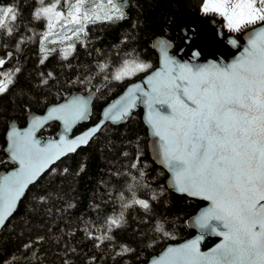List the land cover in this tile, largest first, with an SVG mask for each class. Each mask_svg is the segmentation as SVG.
<instances>
[{"label":"trees","instance_id":"16d2710c","mask_svg":"<svg viewBox=\"0 0 264 264\" xmlns=\"http://www.w3.org/2000/svg\"><path fill=\"white\" fill-rule=\"evenodd\" d=\"M180 2L187 16L213 17L222 23L220 16L202 12L203 0ZM9 3H15L19 9L15 22L18 31L14 29L11 37L0 36V58L7 61L0 72H14L16 68L20 71L15 73L14 83L7 92L0 94V169L11 167L2 155L9 122L23 125L28 111L41 112L72 92L94 90L89 118L75 129L80 131L96 122L100 110L130 81L131 78L114 79L126 60L151 65L147 70L156 65L153 38L171 34V28H166L164 23L192 31L182 21L173 0H128L125 19L89 24L87 36H81L84 43H75L74 51L68 45L55 43L50 46L54 52L42 53L39 34L46 29L44 21L32 17L36 0H0V4ZM253 26L232 34L240 39L241 32ZM222 30L223 35L229 34ZM21 39L24 43L17 52L16 45ZM74 42L73 39L71 43ZM182 45V38L177 36L172 51L176 52ZM65 51L70 53L67 59L63 58ZM9 52L13 54L11 58H8ZM44 55L48 58L41 64ZM141 114L137 106L121 124L105 125L85 147L61 159L27 188L15 212L0 230V264H65V261L68 264H141L166 244L194 234L187 220L203 202L166 187V173L150 158ZM57 131L58 124L51 123L40 135L52 137ZM133 163H137V168L131 167ZM141 171L143 177H140ZM129 185L135 186V197L147 200L150 209L135 204L122 208L132 198ZM121 212L123 226H113L109 232L108 218L117 217ZM158 223L163 225L162 232L155 230ZM89 233L94 237L107 234L112 239L100 243ZM214 241L207 237L202 248ZM97 244L100 246L96 247ZM124 247L131 251L118 255Z\"/></svg>","mask_w":264,"mask_h":264},{"label":"snow or ice","instance_id":"6c2138e0","mask_svg":"<svg viewBox=\"0 0 264 264\" xmlns=\"http://www.w3.org/2000/svg\"><path fill=\"white\" fill-rule=\"evenodd\" d=\"M36 5L32 17L45 22L47 31L39 34V40L40 51L46 53L55 51L44 46L45 41L55 43L50 36L60 37L63 32V40L74 39L68 45L74 51L75 43H84L81 36H87L89 24L125 19L128 0H36ZM202 12L223 17L229 31L239 32L257 24L260 27L249 37L243 54L226 66L176 64L165 53V67L147 81L151 91L143 92L139 85L129 89L127 103L115 112L109 109L105 116L113 121L123 119L139 99L136 93L142 92L150 109L149 123L159 138V154L173 173L176 190L210 201V207L195 223L223 238L208 253L200 251L199 239L170 247L153 264H264V0H203ZM18 15L15 3L0 4V36L15 34ZM57 25L61 32L55 31ZM22 43L23 39L17 43V52ZM69 54L65 51L63 58ZM7 55L11 58L13 54ZM47 58L44 55L40 63ZM6 62L0 58V67ZM124 63L125 71L114 79L121 80L124 75H135L151 67L136 60ZM19 71L16 68L14 72H0V94L7 92ZM154 105L159 107L153 109ZM85 113L86 102L74 99L52 109L48 117L63 120L67 130ZM41 123L34 118L26 132L13 129L10 133L13 159L19 161L20 170L0 179V226L12 215L28 185L50 163L88 143L90 133L72 141L62 137L59 143L41 148L32 138L33 130ZM131 167L137 168V163ZM143 175L141 171L140 177ZM132 179L136 181L135 176ZM128 187L132 198L122 208L135 204L150 209L147 200L135 197V186ZM152 199L157 196L154 194ZM107 223L109 232L113 226L122 227L123 212L109 217ZM155 230L162 232L163 225L158 223ZM89 236L100 243L112 239L107 234ZM129 251L124 247L118 255Z\"/></svg>","mask_w":264,"mask_h":264},{"label":"water","instance_id":"95a60500","mask_svg":"<svg viewBox=\"0 0 264 264\" xmlns=\"http://www.w3.org/2000/svg\"><path fill=\"white\" fill-rule=\"evenodd\" d=\"M173 1L179 7L182 21L188 28H191L193 30V33L187 32V30L184 28L178 29L164 23V26L166 28L168 29L171 28V36L170 37L156 36L153 38L152 47L157 56L156 65L152 69L144 73L142 76H140L139 78L134 79L133 81L126 84L122 89V91L100 110L99 118L95 123L90 124L81 131L74 133V130L78 125L87 122L88 117L90 115L91 105L94 100L95 92L93 90H90L87 93L73 92L70 93L68 96H66L64 99H62L61 101L47 105L41 112H35V111L27 112L26 120L23 125H19L16 121L9 122L7 124L4 133V146L2 147L4 160L8 164L13 166L9 169H1L0 179H2L5 176H10L12 173L18 172L20 170L19 161L13 159L12 141L9 138L10 133L13 129L21 133L26 132L29 128L32 127V121L35 118V119H40L42 123L33 130L32 138L38 143L39 147L41 148L47 147V145L50 143H59L62 137L66 141H72L88 133H90V135L88 136V143H89L92 140V138L96 134H98V132L104 125L121 124L125 119H127L131 115L132 112H134L137 109V106H139L142 111L141 114L142 122L147 132L148 151L150 154V158L157 166H159L166 173V179H165L166 187L177 194L184 195L188 198L196 199L204 203L187 220L188 227L195 232L191 237L182 240L180 242L166 244L159 252L150 256L148 260L142 264H153V262L155 260H158L167 251L168 248L180 247L186 243H189L197 239H199L200 251L202 253H208L213 248H215L219 243H221L223 238L207 229H200L195 223L196 218L202 212H204L208 207H210V201L205 200L200 196H190L187 193H181L176 190L173 181V173L166 166V164L164 163L163 159L159 154V143H158L159 138L154 135V130L151 124L149 123L150 109L147 106L146 97L143 96L142 92L136 93L139 99L136 100L135 106L129 109L128 115L123 119L113 121L112 119L107 118L105 116V113H108L109 109H112L113 112H115L125 103H127L125 97L128 94V90L135 88L137 85L140 86L143 92H150L151 86L147 83V81L150 77H152L155 74L156 71L163 70V68L165 67V53L167 54V57L170 58L172 61H174L176 64H188L191 66H207L211 64H217L220 66H226L234 62L237 58H239L243 54L244 49L248 46L249 37L252 35L253 31L259 30L260 27V25H258L250 30L243 32L239 40L234 36L223 37L221 33L220 25L213 18L189 17L182 8L180 0H173ZM177 35H179L182 38L183 45L176 52H173L172 50ZM231 41H235L236 43L233 44L231 43ZM74 99H80L86 102V113L83 119L75 121L71 125V127L66 130L63 120L56 118H49L48 114L49 112L52 111V109L60 108L61 106L70 103ZM158 107H159L158 105H154L153 109H156ZM50 123L58 124V131L56 136L41 137L40 135H38L39 132ZM94 128L97 130L95 132H92V129ZM88 143L78 145L74 152H67L65 155H62L59 159L50 163L48 167L41 172L37 180L45 172L49 171L61 159L75 153L78 149L85 147ZM34 183L29 184L28 187ZM27 188L25 189L24 193L26 192ZM23 195L18 200L16 208L18 206L19 201L22 199ZM15 210L13 211V213L15 212ZM11 216L8 217L4 225L11 218ZM3 226H0V230L3 228ZM207 237L215 239V242L210 246H208L207 248H202V244Z\"/></svg>","mask_w":264,"mask_h":264},{"label":"rangeland","instance_id":"374dc122","mask_svg":"<svg viewBox=\"0 0 264 264\" xmlns=\"http://www.w3.org/2000/svg\"><path fill=\"white\" fill-rule=\"evenodd\" d=\"M224 21H225V20H224ZM225 23H226V21H225ZM45 29H46V26H45ZM45 29H44V30H45ZM45 31H47V29H46ZM45 31H44V32H45ZM55 31H56V32H61V28H60L59 25L56 26ZM225 31L230 32L228 28H225ZM230 34H232V33L230 32ZM63 35H64V33L62 32L60 37L55 36V35L50 36V40L55 41V43H57V44L69 45V44L72 42V40H63V39H62V36H63ZM68 35H70V33H68ZM55 43H48L47 41H45V42H44V46H45L46 48H49V49H50V48H52V47H50L51 44H55ZM124 71H125V66H124V68L122 69L121 73H123ZM142 72H143V71H142ZM121 73H118V74H121ZM138 73H141V72H136L135 75H137ZM135 75H124V76L122 77V79H124V78H128V79H130V78H132V77L135 76Z\"/></svg>","mask_w":264,"mask_h":264},{"label":"flooded vegetation","instance_id":"af4514ba","mask_svg":"<svg viewBox=\"0 0 264 264\" xmlns=\"http://www.w3.org/2000/svg\"><path fill=\"white\" fill-rule=\"evenodd\" d=\"M188 32H189V31H188ZM189 33H191V32H189ZM214 242H215V241H214ZM214 242H213V243H214ZM213 243H212V244H213Z\"/></svg>","mask_w":264,"mask_h":264}]
</instances>
